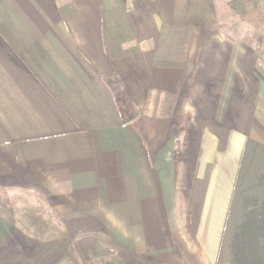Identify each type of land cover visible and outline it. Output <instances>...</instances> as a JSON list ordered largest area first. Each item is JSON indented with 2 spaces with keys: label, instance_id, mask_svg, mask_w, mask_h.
<instances>
[{
  "label": "crops",
  "instance_id": "obj_1",
  "mask_svg": "<svg viewBox=\"0 0 264 264\" xmlns=\"http://www.w3.org/2000/svg\"><path fill=\"white\" fill-rule=\"evenodd\" d=\"M263 24L264 0H0V264H99L85 236L107 264H264Z\"/></svg>",
  "mask_w": 264,
  "mask_h": 264
},
{
  "label": "trees",
  "instance_id": "obj_2",
  "mask_svg": "<svg viewBox=\"0 0 264 264\" xmlns=\"http://www.w3.org/2000/svg\"><path fill=\"white\" fill-rule=\"evenodd\" d=\"M256 37L258 43L264 39V24L257 29ZM117 99L120 104V108H124L125 97L122 94H117ZM77 246L84 260L91 261L95 260L99 264H107L109 257L113 254V251L104 246L98 239L90 236H85L77 241Z\"/></svg>",
  "mask_w": 264,
  "mask_h": 264
},
{
  "label": "rangeland",
  "instance_id": "obj_3",
  "mask_svg": "<svg viewBox=\"0 0 264 264\" xmlns=\"http://www.w3.org/2000/svg\"><path fill=\"white\" fill-rule=\"evenodd\" d=\"M9 196H6V194H5V192L3 193L2 191H0V206L1 205H3V203H5L6 202V199L8 198ZM13 198L15 197V196H12ZM114 254H112L110 257H109V259L113 256ZM108 259V260H109Z\"/></svg>",
  "mask_w": 264,
  "mask_h": 264
}]
</instances>
